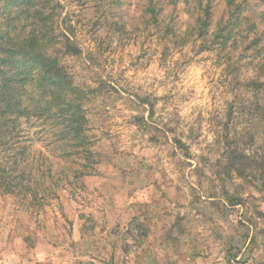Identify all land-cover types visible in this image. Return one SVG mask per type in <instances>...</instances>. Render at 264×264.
Returning <instances> with one entry per match:
<instances>
[{"label": "clouds", "instance_id": "1", "mask_svg": "<svg viewBox=\"0 0 264 264\" xmlns=\"http://www.w3.org/2000/svg\"><path fill=\"white\" fill-rule=\"evenodd\" d=\"M19 11L0 264H264V0Z\"/></svg>", "mask_w": 264, "mask_h": 264}, {"label": "trees", "instance_id": "2", "mask_svg": "<svg viewBox=\"0 0 264 264\" xmlns=\"http://www.w3.org/2000/svg\"><path fill=\"white\" fill-rule=\"evenodd\" d=\"M31 2L32 0H0V28L19 20L22 14L19 10ZM0 52H8V50L0 47ZM15 55V53H9L7 58L0 59V78H2L0 87H6L20 70H32L33 65H29L27 57L23 60H15L12 58ZM0 149L7 152L10 150V145L7 141H0Z\"/></svg>", "mask_w": 264, "mask_h": 264}, {"label": "rangeland", "instance_id": "3", "mask_svg": "<svg viewBox=\"0 0 264 264\" xmlns=\"http://www.w3.org/2000/svg\"><path fill=\"white\" fill-rule=\"evenodd\" d=\"M0 7H1V3H0ZM185 15H187V14L185 13ZM140 47L143 48V45H140ZM145 54L146 53L142 52V53H140V56H138L137 58L139 59L141 56H143ZM211 54H212L211 48L204 50V56L205 57H210ZM189 76H190V78H194L195 80H203V78H204L203 71L199 67H191L189 70Z\"/></svg>", "mask_w": 264, "mask_h": 264}]
</instances>
